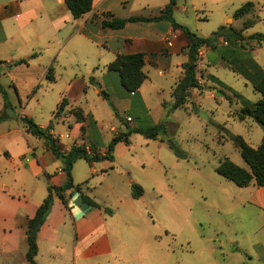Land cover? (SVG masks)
<instances>
[{"label": "rangeland", "instance_id": "1", "mask_svg": "<svg viewBox=\"0 0 264 264\" xmlns=\"http://www.w3.org/2000/svg\"><path fill=\"white\" fill-rule=\"evenodd\" d=\"M19 1L0 0V13L9 12L5 21L0 20V88L7 95L8 108L16 116L11 119L5 114L7 108L0 94V115L7 117L0 120V170L5 159L2 146H8L9 152L16 155L26 145V131L19 117H28L44 129L50 127L60 144L70 142L71 139L58 138L70 134L66 121L53 118L63 98L74 106L66 110L68 113L81 108L90 117L94 138L103 147L127 128H144L151 122L165 124L166 133L156 140L132 133L128 145L116 144L114 162L94 163L96 173L90 174V167L83 160L74 164V183L81 185V192L104 208L107 234L113 248L111 255L87 264H264V209L247 203L250 188H239L216 172L218 163L226 158L247 169L231 138L240 136L257 147L263 133V128L253 120H237L238 102L231 92L208 81L207 76L197 70L198 79L206 80L205 87L202 91L195 90V101L173 110L170 91L181 69L173 65L162 77L157 75L158 71L149 69L152 84H146L149 85L146 100L151 111L137 105L128 113L121 112L120 118L115 111L116 97L125 90L116 73L108 72V76L102 78V73L107 71L108 56L103 46L109 32L103 30L104 39L98 37V33L90 37L97 46L78 36L66 43L57 33L53 34L56 39H48L44 17L25 26L18 23L15 15L27 9V17L34 6L31 0L20 10H11V4ZM49 7L54 5H46L51 9ZM209 8V4L201 0H188L187 10L178 17L185 27L202 38L221 26L234 29L243 26L242 20L232 16L229 21H217L209 14ZM41 23L44 27L39 26ZM253 34L264 35V22H257L243 32L247 37L242 47L238 44L235 48L217 47L204 54L202 68L225 87L255 103L260 95L244 78L225 66L245 57L264 66V44L257 50L258 54L253 55L256 44L247 40ZM117 41L118 38H114L108 44L117 46ZM211 59L215 63H207ZM182 60L183 56L174 57L173 64ZM50 67L52 82L43 76ZM102 82L115 103L101 95ZM213 88L217 92L212 93ZM219 90L226 93L231 102ZM127 116L132 118L131 124ZM67 122L74 125L71 117ZM84 136L85 141H92L90 131ZM27 137L35 139L31 135ZM168 142L177 147L180 158ZM100 168H104L103 171ZM132 183L142 188L143 195L139 199L131 198Z\"/></svg>", "mask_w": 264, "mask_h": 264}, {"label": "crops", "instance_id": "2", "mask_svg": "<svg viewBox=\"0 0 264 264\" xmlns=\"http://www.w3.org/2000/svg\"><path fill=\"white\" fill-rule=\"evenodd\" d=\"M29 1L31 0H21L15 2V5L12 3L10 9L13 10L16 8L20 10L23 4H27ZM33 1L34 6L31 15L25 17L27 9H23V12H21L22 14H16L15 18L21 26H25L32 21L41 20L44 17V19L47 20L48 39H56V37H53V34L57 33L61 40L66 39V43L71 41L75 36H78L83 38L84 41L97 46L90 37L98 33L100 35L98 37L104 39L102 37V32L103 30H107L109 35L106 37L107 41L103 46V51L108 56V64L112 62L118 54H144V66L142 71L146 75V79L135 94L131 95L126 91H120L117 94V106H115L116 116L121 118V112L128 113L137 105H140L144 111H151L146 100L149 91V85L146 86V84H152L149 69L158 71L157 75L159 77H162L164 71L168 72L173 65L181 69L180 76L177 78L170 92H172L177 82L182 78L183 70L181 66L187 61L186 47L189 44V40L181 30L173 28L169 22L163 20L157 22L127 23L122 30H109L101 27V22L103 20H111L110 16L118 19H128L131 17L153 19L160 15L161 10L169 3V0H92L90 12L78 19L72 17L64 0ZM201 1L202 3L209 4L210 8L208 12L217 21L220 19L229 21L231 16L233 18L235 10L246 2H252L255 5L252 14L236 20H242L243 22L247 19L252 20L254 21V25L257 22H264V0ZM187 2L188 0H177L176 7L173 11L174 21L183 26L185 24L180 20L178 15L180 12L187 10ZM46 5H54V7H49L51 9H48ZM202 6L206 5L203 4ZM231 6L233 8H231ZM192 7L195 8L193 5ZM7 15H9V12L0 13V20L2 22L5 21L8 17ZM203 19H205V17ZM92 25H94V27ZM39 26L44 27V23L39 24ZM231 28L232 27L229 26L225 30ZM232 29L236 31L240 30ZM115 34H118V37H115ZM3 36L4 35L1 37ZM244 37L246 39L247 36L245 35ZM114 38H118L117 46L108 44L110 40ZM250 43L256 44L252 49L253 55H257V50L261 49L262 44H264L263 42L258 43L256 41ZM217 47L228 48L229 46L222 38L218 37L217 41L214 43L213 49L210 47H203L199 51L197 70L205 74V76L211 74L202 68L204 54L207 55L208 52L214 51ZM240 53H242V51H240ZM180 56H183V60L173 64V58ZM207 63H215V61L211 59L207 61ZM6 64L7 63H5V65ZM108 64H105V67H107ZM225 66L232 71L228 64H225ZM261 67L264 69V66ZM92 75H95V73ZM43 76L46 77V73ZM106 76H108V71L104 74L102 73V78ZM198 81L203 89L206 80L200 78ZM100 86L102 87L101 91L107 95V99L110 97V99L114 101L113 95L108 91L106 84L102 82ZM159 90H161V88H159ZM195 90L197 89H193L189 92L187 102L196 100L197 95L195 94ZM215 91L217 92V90L213 88L212 93H215ZM65 101L66 106L63 108L60 115L56 118L53 116L55 120L62 119V122L66 121L70 133L64 136H58V138L71 139L67 144H60V141V149L62 151H68L73 145H85L87 147L93 145L97 152L103 155L107 146L103 147L97 144L94 138L92 123H90L89 120H86L84 124L77 123L74 116L66 111L68 108L74 106L71 104V101L67 99H65ZM187 102L184 105L185 107L188 104ZM237 106L238 109L236 110H239L240 105L237 104ZM82 112L83 115L86 116L83 110ZM62 114L66 115L62 117ZM70 117L73 119L74 125L67 122V118ZM127 117L131 119L129 123L131 124L133 122L132 118L130 116ZM248 119L249 118H246L243 122ZM151 124H154V122H151ZM81 125L84 126L83 133L80 129ZM87 130L92 133V137L90 136L92 138L91 142L85 141L84 135H86ZM111 131H115V128H111ZM116 131L118 132L119 130L116 129ZM10 133L11 132H9V134ZM50 133L54 138H57L52 129ZM25 134L24 140L26 145L24 148L21 147V152L19 154L12 155L8 150L10 149L8 146L1 147L5 159L3 161L4 167L0 170V264H27L25 259L27 251L25 236L26 222L34 216L36 209L46 197L47 187L49 185L59 187L65 182V174L61 169V162L47 150L44 141L37 137H35L34 140L28 139L29 137L27 136L31 134L27 132H25ZM262 136L263 133L259 138L260 142ZM249 145L252 148H256V146L252 144ZM105 161L107 160L99 163ZM113 162L114 160L111 163ZM87 165L90 167V174L96 173L93 167L94 163L91 165L87 163ZM103 169L100 168V171H103ZM74 185L78 184L74 183ZM246 188H250L247 195V203L255 204L264 209V187L257 188L252 183ZM64 196L66 205L55 197L51 211L38 231L36 242L37 254L35 257L36 263L87 264L94 259L111 255L113 248L112 242L109 240L107 234L104 208L101 206L93 207L82 203L80 194L74 189L66 191Z\"/></svg>", "mask_w": 264, "mask_h": 264}, {"label": "trees", "instance_id": "3", "mask_svg": "<svg viewBox=\"0 0 264 264\" xmlns=\"http://www.w3.org/2000/svg\"><path fill=\"white\" fill-rule=\"evenodd\" d=\"M67 9L70 11L74 19H78L83 15L90 12L92 8V0H64ZM177 0H169V3L161 10L160 15L153 19H144L141 17H131L128 19H118L110 16L111 20L101 22L103 29L109 30H122L127 23L135 22H149V21H167L173 28L179 29L189 40V44L186 47L187 61L182 64L183 70L182 78L177 82L171 92L173 99L172 109H178L184 107L187 102L189 92L193 89L202 90V86L198 81L197 75V62L199 51L203 47L214 48V43L218 37L222 38L227 45L235 47L239 45L242 47V41L245 40L242 33L251 28L254 25V21L245 20L243 26L239 31L220 27L217 31L212 33L206 38L197 36L194 32L190 31L187 27L176 23L173 19V11L176 7ZM254 3L246 2L233 14L234 19H241L245 16L252 14L254 11ZM249 41H256L258 43H264V35L253 34L247 38ZM234 61V60H233ZM234 73L244 78L252 87L253 91L260 95V100L255 103L250 102L242 95L232 91L230 88L225 87L216 77L212 75L207 76V80L213 84L220 86V88L231 92L232 96L236 99L240 105L239 110L236 113L238 121H244L246 118L253 120L259 126L263 128V136L260 144L256 148H252L243 138L240 136H233L231 139L237 146L240 156L247 166V169L241 168L231 162L228 158L220 161L217 165L216 172L223 179L231 182L239 188H245L254 184L255 187H264V69L254 62L251 58L245 57L244 59H238L233 64H228ZM144 66V54L143 53H132V54H118L115 59L107 65L108 72H114L119 78L121 87L128 93H133L141 87L146 79V75L142 71ZM46 78L51 82L54 80L52 75L51 67L47 70ZM225 99L231 102V98L226 95L223 91L219 90ZM0 94L3 99V106L8 108L10 106L6 93L0 88ZM103 98L107 99V95L101 91ZM66 106L65 99H62L57 105L54 118L58 117ZM74 116L77 123L84 124L86 120H90L88 115L84 116L80 108H74L69 111ZM7 118L6 115H0V120ZM20 123L24 126L25 131L38 139L44 141L47 150L61 162V169L65 174V182L62 186L47 187V195L43 199L42 203L38 206L35 214L32 218L26 222V245L27 251L25 259L27 264H37L35 257L37 254V234L40 227L46 221L48 217L54 198L57 197L64 205L65 192L71 189L76 190L80 196L81 201L89 206L98 207L96 203L89 198L87 195L81 192V185H74L72 180V168L78 160H84L88 164L98 163L104 160L113 161V149L116 144L124 143L129 144V137L132 133L140 134L145 139L156 140L160 135L165 134V124H151L147 127L127 128L125 132H120L115 135L109 144L107 145L105 153L102 155L90 145L76 146L73 145L68 151H62L59 147V142L50 133L51 128H41L36 125L32 119L28 117H19ZM81 132H84V126L81 125ZM170 149L173 150L174 154L180 158L181 155L177 147L172 143L168 142ZM131 197L133 199H139L143 195L142 188L137 184H131Z\"/></svg>", "mask_w": 264, "mask_h": 264}, {"label": "water", "instance_id": "4", "mask_svg": "<svg viewBox=\"0 0 264 264\" xmlns=\"http://www.w3.org/2000/svg\"><path fill=\"white\" fill-rule=\"evenodd\" d=\"M5 114L8 116V118L16 119V116H15V114L13 113V111H12L11 108H7V109L5 110Z\"/></svg>", "mask_w": 264, "mask_h": 264}, {"label": "built area", "instance_id": "5", "mask_svg": "<svg viewBox=\"0 0 264 264\" xmlns=\"http://www.w3.org/2000/svg\"><path fill=\"white\" fill-rule=\"evenodd\" d=\"M130 94H131V95H133V93H130ZM126 120H127V121H130V118H129V117H127V118H126Z\"/></svg>", "mask_w": 264, "mask_h": 264}]
</instances>
